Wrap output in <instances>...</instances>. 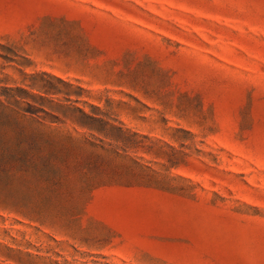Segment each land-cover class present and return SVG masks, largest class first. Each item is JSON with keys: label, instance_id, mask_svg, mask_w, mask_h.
I'll return each mask as SVG.
<instances>
[{"label": "rangeland", "instance_id": "rangeland-1", "mask_svg": "<svg viewBox=\"0 0 264 264\" xmlns=\"http://www.w3.org/2000/svg\"><path fill=\"white\" fill-rule=\"evenodd\" d=\"M0 264H264V0H0Z\"/></svg>", "mask_w": 264, "mask_h": 264}]
</instances>
